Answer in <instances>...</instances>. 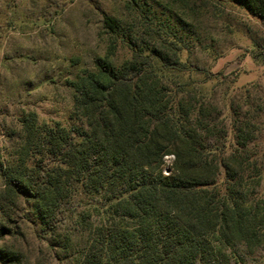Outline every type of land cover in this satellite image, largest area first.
I'll list each match as a JSON object with an SVG mask.
<instances>
[{"label":"trees","instance_id":"1","mask_svg":"<svg viewBox=\"0 0 264 264\" xmlns=\"http://www.w3.org/2000/svg\"><path fill=\"white\" fill-rule=\"evenodd\" d=\"M171 3L192 21L222 3L264 23V0H169L177 24ZM103 24L117 32L113 18ZM142 25L151 42L127 40L130 57L96 56L68 81L66 123L19 116L0 162L2 200L23 196L66 264L242 263L264 247V108L248 86L183 59L171 24ZM74 198L80 208L64 209ZM12 233L0 220V239ZM20 260L0 246L1 264Z\"/></svg>","mask_w":264,"mask_h":264},{"label":"rangeland","instance_id":"2","mask_svg":"<svg viewBox=\"0 0 264 264\" xmlns=\"http://www.w3.org/2000/svg\"><path fill=\"white\" fill-rule=\"evenodd\" d=\"M167 3L169 0H0V162L19 135V116L32 111L40 120L66 123L73 94L68 81L93 69L96 56H107L116 64L130 57L127 40L131 44L151 42L142 25L146 22L152 23L153 30L160 22L171 24L187 46L183 59L199 70L222 73L225 83L234 89L248 86L253 106L264 108V23L238 6L222 3L216 4L220 13L215 17L203 15L192 21L171 3L172 10L183 16L176 24L170 10L164 9ZM104 16L116 21V33L104 27ZM195 77L203 79L201 74ZM215 81L211 78L206 85ZM263 136L264 131L256 142L259 148ZM171 158L165 157L166 164ZM1 194L0 174V220L13 231L0 239V246L19 252L20 264H66L62 251L52 246L54 241L23 196L10 205ZM76 200L63 208L78 210ZM239 264H264V247Z\"/></svg>","mask_w":264,"mask_h":264}]
</instances>
